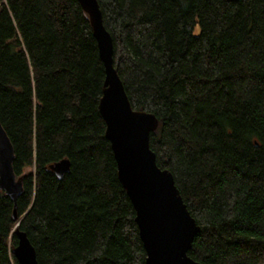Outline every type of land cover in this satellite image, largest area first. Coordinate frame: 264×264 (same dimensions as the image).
<instances>
[{"label": "trees", "instance_id": "obj_1", "mask_svg": "<svg viewBox=\"0 0 264 264\" xmlns=\"http://www.w3.org/2000/svg\"><path fill=\"white\" fill-rule=\"evenodd\" d=\"M157 164L200 227L201 264H264V0H97ZM105 65L79 0H0V121L23 184L0 189V264L17 231L40 264H147L99 105ZM63 158V177L51 165Z\"/></svg>", "mask_w": 264, "mask_h": 264}, {"label": "water", "instance_id": "obj_2", "mask_svg": "<svg viewBox=\"0 0 264 264\" xmlns=\"http://www.w3.org/2000/svg\"><path fill=\"white\" fill-rule=\"evenodd\" d=\"M89 14L100 56L105 65L104 92L100 111L106 122V137L117 163L118 177L136 210V222L146 250L147 264H201L188 255L200 227L191 215L178 189L173 173L157 164L150 147V133L158 119L150 112L133 109L123 81L113 62V39L103 22L97 0H79ZM13 144L0 121V189L15 204L23 184L13 162ZM71 169L63 158L51 165L59 177ZM21 219H18L17 225ZM18 243L13 254L19 264H40L34 245L24 231H17Z\"/></svg>", "mask_w": 264, "mask_h": 264}, {"label": "rangeland", "instance_id": "obj_3", "mask_svg": "<svg viewBox=\"0 0 264 264\" xmlns=\"http://www.w3.org/2000/svg\"><path fill=\"white\" fill-rule=\"evenodd\" d=\"M17 225V224H16Z\"/></svg>", "mask_w": 264, "mask_h": 264}]
</instances>
